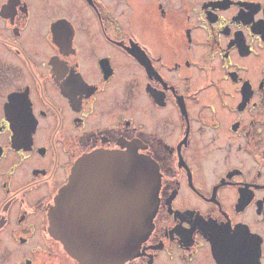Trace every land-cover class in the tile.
<instances>
[{
  "label": "flooded vegetation",
  "instance_id": "1",
  "mask_svg": "<svg viewBox=\"0 0 264 264\" xmlns=\"http://www.w3.org/2000/svg\"><path fill=\"white\" fill-rule=\"evenodd\" d=\"M99 151L160 174L122 264H264V0H0V264H81L49 211ZM86 179L87 223L129 221L118 175Z\"/></svg>",
  "mask_w": 264,
  "mask_h": 264
},
{
  "label": "water",
  "instance_id": "2",
  "mask_svg": "<svg viewBox=\"0 0 264 264\" xmlns=\"http://www.w3.org/2000/svg\"><path fill=\"white\" fill-rule=\"evenodd\" d=\"M108 170L118 175V191L132 199L129 221L97 232L81 208L86 179ZM160 174L149 159L131 152H103L79 159L69 183L62 187L49 211V232L81 264H122L135 257L153 229L159 205Z\"/></svg>",
  "mask_w": 264,
  "mask_h": 264
}]
</instances>
